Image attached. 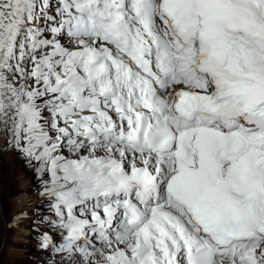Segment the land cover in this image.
I'll use <instances>...</instances> for the list:
<instances>
[{
  "label": "snow or ice",
  "instance_id": "obj_1",
  "mask_svg": "<svg viewBox=\"0 0 264 264\" xmlns=\"http://www.w3.org/2000/svg\"><path fill=\"white\" fill-rule=\"evenodd\" d=\"M0 226L30 264H264V0H0Z\"/></svg>",
  "mask_w": 264,
  "mask_h": 264
},
{
  "label": "rangeland",
  "instance_id": "obj_2",
  "mask_svg": "<svg viewBox=\"0 0 264 264\" xmlns=\"http://www.w3.org/2000/svg\"><path fill=\"white\" fill-rule=\"evenodd\" d=\"M11 214V208H6L5 220H10ZM4 234L7 236V241L4 245L2 257H0L3 264H30L31 252L25 247V242L23 240L13 239L17 235L16 233H10L4 230ZM22 235H28V233L25 232Z\"/></svg>",
  "mask_w": 264,
  "mask_h": 264
}]
</instances>
